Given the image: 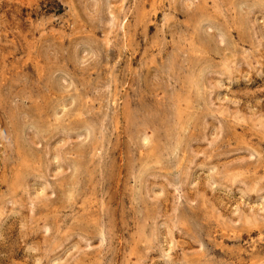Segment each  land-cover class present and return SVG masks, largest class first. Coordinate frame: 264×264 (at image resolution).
I'll list each match as a JSON object with an SVG mask.
<instances>
[{
  "label": "rangeland",
  "instance_id": "1",
  "mask_svg": "<svg viewBox=\"0 0 264 264\" xmlns=\"http://www.w3.org/2000/svg\"><path fill=\"white\" fill-rule=\"evenodd\" d=\"M0 264H264V0H0Z\"/></svg>",
  "mask_w": 264,
  "mask_h": 264
}]
</instances>
